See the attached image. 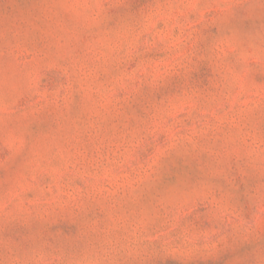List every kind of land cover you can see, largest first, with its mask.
Wrapping results in <instances>:
<instances>
[{
	"label": "rangeland",
	"instance_id": "obj_1",
	"mask_svg": "<svg viewBox=\"0 0 264 264\" xmlns=\"http://www.w3.org/2000/svg\"><path fill=\"white\" fill-rule=\"evenodd\" d=\"M0 264H264V0H0Z\"/></svg>",
	"mask_w": 264,
	"mask_h": 264
}]
</instances>
